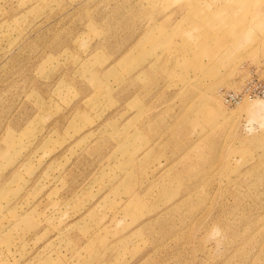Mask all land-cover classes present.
Returning a JSON list of instances; mask_svg holds the SVG:
<instances>
[{"label":"rangeland","instance_id":"obj_1","mask_svg":"<svg viewBox=\"0 0 264 264\" xmlns=\"http://www.w3.org/2000/svg\"><path fill=\"white\" fill-rule=\"evenodd\" d=\"M0 264H264V0H0Z\"/></svg>","mask_w":264,"mask_h":264},{"label":"crops","instance_id":"obj_2","mask_svg":"<svg viewBox=\"0 0 264 264\" xmlns=\"http://www.w3.org/2000/svg\"><path fill=\"white\" fill-rule=\"evenodd\" d=\"M137 94L139 97V93H137ZM132 96H134V94ZM132 96L127 99V102H129L131 100L130 98H132ZM165 103H166V101L163 100L162 104H165ZM139 113H140V111H135L133 113L126 114L127 117L124 119V121L126 123L123 122L120 125H117V127L119 128L120 131L123 132V130H125L127 127L133 125L130 123L137 122L139 120L140 121L143 120L144 122H146V123H144L143 126H146L147 130L142 128V130H143L142 131L140 128H136L138 126L137 125L136 127L135 126L130 127L128 130V133L130 135L137 133L141 137L140 139H138L135 142L134 148H135V146L137 147L141 144H143L144 146L146 145L147 147L144 148L143 150H141V149L137 150V152H134L133 149H129L128 151L130 152V154L126 152L127 155H125L124 150L122 152H117L118 148L120 147V141H122L121 139H119L117 142H115L113 144V147L110 150H107L105 152V154H103L104 157H103V161L101 164L104 167H100L98 171L105 169L107 177H106L104 183H105V185H112V187L114 189H116L118 185L122 184V180H125L123 182V184L128 182L127 179H130V181H129L130 185L131 184L134 185L136 183L135 178L137 177V173H138L137 172V170H138L137 165L140 162H142L143 159H145L147 161V160H154L156 157L164 156L162 152L161 153L158 152V149L155 150L156 146H158V148L161 147L162 148L161 151H164V149L168 150V148H171V150H172V146L174 147L173 148V152H174L173 157L168 159V162H172V164H175L177 162L176 159L184 153V140L181 139V141H180L181 145L176 147L174 145V141H175V139H177V135H176V132H174L170 129L171 126L173 125L172 122H173V118L176 116L175 114L171 116L169 114L168 115L164 114L163 111H158V112H153L152 114L147 115V116H141L139 118V115H140ZM113 120H117V119H113ZM101 129L102 128L90 130L89 133L90 134H97L98 136H102L101 134H102L103 130H101ZM110 132H111L110 129H108V130L105 129V132L103 135L108 136V137H111V136L115 137ZM101 141L102 140L98 141V139L91 141L90 144L85 148L84 152H90L88 154L89 157L93 156L95 153H97V152H95L96 151L95 149H98L96 147L97 146L100 148L102 147ZM92 149H93V151H91ZM177 152H178V154H177ZM102 153H103V151H102ZM128 160H130L129 166H127L126 170L122 169L123 168L122 166L125 163H127ZM168 164H171V163H168ZM129 173H131L132 175L127 176ZM129 184H128V186H129Z\"/></svg>","mask_w":264,"mask_h":264},{"label":"built area","instance_id":"obj_3","mask_svg":"<svg viewBox=\"0 0 264 264\" xmlns=\"http://www.w3.org/2000/svg\"><path fill=\"white\" fill-rule=\"evenodd\" d=\"M225 99L229 104H235L238 103L240 100V97L238 94H235L234 92H230L225 95Z\"/></svg>","mask_w":264,"mask_h":264}]
</instances>
